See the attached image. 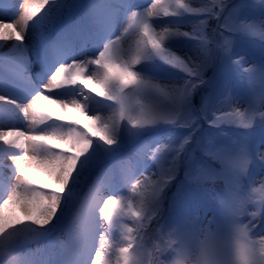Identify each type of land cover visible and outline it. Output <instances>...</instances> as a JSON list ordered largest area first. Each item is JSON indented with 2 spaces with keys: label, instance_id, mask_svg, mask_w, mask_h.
Listing matches in <instances>:
<instances>
[{
  "label": "snow or ice",
  "instance_id": "1",
  "mask_svg": "<svg viewBox=\"0 0 264 264\" xmlns=\"http://www.w3.org/2000/svg\"><path fill=\"white\" fill-rule=\"evenodd\" d=\"M0 42V264H264V0H0Z\"/></svg>",
  "mask_w": 264,
  "mask_h": 264
},
{
  "label": "bare ground",
  "instance_id": "2",
  "mask_svg": "<svg viewBox=\"0 0 264 264\" xmlns=\"http://www.w3.org/2000/svg\"><path fill=\"white\" fill-rule=\"evenodd\" d=\"M194 6H199L198 2L194 3ZM188 19H193V18L189 17ZM183 30L184 31H190L191 29H190V27L185 26L183 28ZM25 42L27 43V40ZM0 43H3V42H0ZM7 43L11 44V43H14V41H8ZM4 51H7V48H5ZM33 72H35V68L33 69ZM41 109L45 113L52 112V113H54V115H62V113H60L59 110L56 109L54 105L48 104L47 101H41ZM76 118H78V117H76L74 114H68L67 116H65L66 121L71 120V119H76ZM13 127L17 128L19 130H23V131L29 130L28 122L23 119L22 114L17 119H11L7 116L0 114V130H8L9 128H13ZM132 147H134V145L127 146L124 149V152L127 153V152L131 151ZM4 163L10 164L11 161L5 158ZM4 173H5V175H7V173H8L7 168L4 169ZM40 182H44V181H40ZM85 191H86V189H85ZM41 245H42V242H41L40 246ZM36 247H37V244L32 243V244H29L26 246V250L27 249L35 250Z\"/></svg>",
  "mask_w": 264,
  "mask_h": 264
},
{
  "label": "rangeland",
  "instance_id": "3",
  "mask_svg": "<svg viewBox=\"0 0 264 264\" xmlns=\"http://www.w3.org/2000/svg\"><path fill=\"white\" fill-rule=\"evenodd\" d=\"M139 2L143 3L144 0H139ZM214 24H215V21H211L210 22V25H214ZM208 32H209V35H211V27H209ZM241 46L243 48H245V49H256L258 47V45L254 41H248V40H242L241 41ZM209 75H211V73H209ZM194 102L197 103V105H198L199 96L194 98ZM205 127H207V125H205ZM181 178H182V173H181ZM260 178H264V177H258V181H259ZM172 190H174V189H172ZM169 195H171V194L169 193ZM214 203L215 202L213 200H211V198H209L207 203L200 208L199 214L201 216H204L205 215V208H207L208 209V211H207V219H211L212 218L211 207L214 205ZM164 208H165V214H167V208H168V203L167 202H165ZM153 226H154V229H155V225H153ZM151 236L155 237V233L153 235H151ZM61 238H63V237H61ZM149 243H151V242L149 241ZM45 246H46V242H42V245L40 247L44 248Z\"/></svg>",
  "mask_w": 264,
  "mask_h": 264
},
{
  "label": "trees",
  "instance_id": "4",
  "mask_svg": "<svg viewBox=\"0 0 264 264\" xmlns=\"http://www.w3.org/2000/svg\"><path fill=\"white\" fill-rule=\"evenodd\" d=\"M209 187H211V186H209ZM172 191H174V190H172ZM170 194H171V192H169ZM167 202V201H166ZM153 225H155V222H153L152 224H150L149 226H148V228H149V231H150V236L151 235H153L155 232L154 231H152L153 229H154V226ZM151 238L152 239H154V236L152 237L151 236ZM150 242H151V239L149 240Z\"/></svg>",
  "mask_w": 264,
  "mask_h": 264
}]
</instances>
